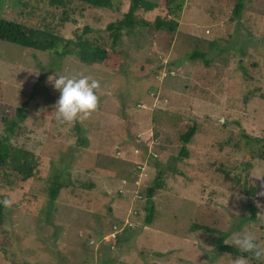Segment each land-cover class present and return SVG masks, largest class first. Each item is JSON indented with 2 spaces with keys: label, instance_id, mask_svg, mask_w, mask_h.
Listing matches in <instances>:
<instances>
[{
  "label": "rangeland",
  "instance_id": "374dc122",
  "mask_svg": "<svg viewBox=\"0 0 264 264\" xmlns=\"http://www.w3.org/2000/svg\"><path fill=\"white\" fill-rule=\"evenodd\" d=\"M235 3L140 8L135 15L150 25L135 24L114 41L107 25L130 0H112L111 8L0 0L1 19L50 24L62 38L81 35L108 53L106 62L86 64L0 40V142L35 163L27 178L0 169V201H15L0 211V264H234L237 257L264 264L217 246L220 236L232 245L244 231L264 245V0H243L239 17ZM157 16L177 22L171 40L152 24ZM195 50L208 64L187 58ZM56 72L100 82L89 119L56 121L60 93L48 82ZM55 175L69 185L51 201ZM157 175L146 224L145 188Z\"/></svg>",
  "mask_w": 264,
  "mask_h": 264
},
{
  "label": "trees",
  "instance_id": "16d2710c",
  "mask_svg": "<svg viewBox=\"0 0 264 264\" xmlns=\"http://www.w3.org/2000/svg\"><path fill=\"white\" fill-rule=\"evenodd\" d=\"M72 0H51L52 5H61L65 6L67 2ZM81 4H86L88 7H98V8H111L112 0H77ZM184 0H130V5L127 11L123 14L122 18L111 22L107 25V29L110 30V35L113 40H118L121 31L128 29L131 30L135 24L142 25H150L149 21L143 20L135 15L136 11L142 8L144 11H152L157 5H164L169 12L179 11L183 7ZM243 8V0H236L233 13L235 17H239ZM67 13L64 10L59 18L60 23L66 21ZM155 25L156 30H159L164 35L168 36V40H171L172 36L176 32L177 22L171 18L167 19L164 17L157 16L153 23ZM88 27H84L82 32L88 31ZM0 40L7 41L10 43L18 44L23 47L33 48L40 51L45 52H54L58 56H63L66 54H75L78 55V58L81 62L86 64H94L98 62H106L108 57V53L105 52L101 47L94 44L93 41L82 38L81 35L77 36L76 41L73 39H65L62 38L59 33L56 31L55 26L51 27L49 24H44L42 28L37 26L27 27L21 23L1 19L0 18ZM213 44V43H211ZM189 59H203L205 64H208V59L206 58V54L199 50H195L192 54L188 55ZM27 98L32 99L33 94L31 92L28 93ZM28 104L25 101L18 110L21 114L20 119H22V114L24 113V107ZM76 124V122H74ZM77 130V127H76ZM196 132V125L193 124L187 128V130L180 136L181 140L184 143H188L190 138ZM84 145V142L82 143ZM143 154L146 152V146H143ZM15 153L11 154L9 150L3 151V145L0 142V169L7 168L13 171L15 174L18 173L22 176V178H27L29 176V170L32 167H35L34 162H30L31 153L22 150L21 148H16ZM182 152L186 154L184 148H182ZM264 154V153H263ZM264 158V157H262ZM140 167V166H139ZM160 170H158V174L160 175ZM159 175L153 180L151 183L147 185L145 188V197H146V205L143 207L145 210L144 222L146 224H150L153 222L155 207L151 201V198L154 194V191L161 188V183L158 180ZM60 175H55L54 178L49 182L48 194L50 200L53 201L58 197L59 190L61 188H65L69 185V180H60ZM18 192V190H17ZM245 187V193L248 195L250 193ZM249 201V205H251V200ZM3 208V204L0 203V211ZM2 216H0V222L2 221ZM225 235V234H224ZM224 236H220L218 238L217 246L220 252H229L233 255H242L247 256V253H241L235 246L224 244L222 241Z\"/></svg>",
  "mask_w": 264,
  "mask_h": 264
},
{
  "label": "clouds",
  "instance_id": "9594fccd",
  "mask_svg": "<svg viewBox=\"0 0 264 264\" xmlns=\"http://www.w3.org/2000/svg\"><path fill=\"white\" fill-rule=\"evenodd\" d=\"M48 82L59 91V98L54 106L57 122L74 123L89 119L99 108L98 90L100 82L92 75L85 73H55L48 77ZM0 203L11 208L15 201L5 197ZM231 243L244 253H250L257 261H264V245L257 242L256 235L251 231L237 233ZM234 264H247L244 257H237Z\"/></svg>",
  "mask_w": 264,
  "mask_h": 264
}]
</instances>
